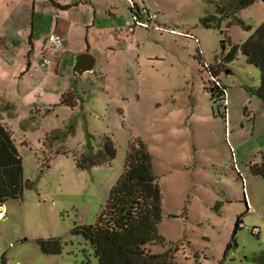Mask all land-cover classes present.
Masks as SVG:
<instances>
[{
	"label": "rangeland",
	"instance_id": "1",
	"mask_svg": "<svg viewBox=\"0 0 264 264\" xmlns=\"http://www.w3.org/2000/svg\"><path fill=\"white\" fill-rule=\"evenodd\" d=\"M239 1L133 0L156 19L128 36L129 1L76 0L98 27L87 30L89 42L100 31L110 37V50L77 83L70 55L57 60V73L54 61L42 69L31 53L25 70L24 48V57L0 56V93L12 103L5 123L32 183L4 204L0 264H97L71 231L93 224L128 145L138 142L162 196L163 242L151 253L177 249L176 264H264V105L255 95L259 73L239 49L264 23V2L237 9ZM209 17L213 28L202 24ZM233 19L246 28L228 25ZM44 23L37 16L36 31L48 29ZM72 45L87 51L84 39ZM214 81L225 102L209 91ZM69 91L74 107L60 103ZM107 138L115 157L94 165ZM38 239H60L61 253L42 254Z\"/></svg>",
	"mask_w": 264,
	"mask_h": 264
},
{
	"label": "trees",
	"instance_id": "2",
	"mask_svg": "<svg viewBox=\"0 0 264 264\" xmlns=\"http://www.w3.org/2000/svg\"><path fill=\"white\" fill-rule=\"evenodd\" d=\"M254 1L240 0L237 9H245ZM63 8L67 9L68 6ZM212 20L215 17L205 18L202 24L206 28H213L215 26L209 23ZM233 23L244 27L239 19L231 20L228 25ZM239 49L246 62L259 73L255 95L264 105V23ZM212 84L214 87L209 88L212 96L216 95L223 101L224 91L215 81ZM73 96L71 91L63 94L60 103L74 107ZM103 150L94 165L114 159L116 151L110 139L104 141ZM31 187L32 183L23 177L22 159L11 131L0 120V207L8 200L22 199L24 191ZM161 202L151 155L141 142L136 145L130 143L121 175L110 189L102 211L93 224L75 227L71 234L81 236L89 245L97 264H176L174 252L177 249L169 248L161 254H153L149 249V246L163 242L156 234L162 219ZM240 224V220H237L235 232L240 229ZM36 244L44 255H59L62 251L60 239H38Z\"/></svg>",
	"mask_w": 264,
	"mask_h": 264
},
{
	"label": "crops",
	"instance_id": "3",
	"mask_svg": "<svg viewBox=\"0 0 264 264\" xmlns=\"http://www.w3.org/2000/svg\"><path fill=\"white\" fill-rule=\"evenodd\" d=\"M5 2L0 6V56L6 57L7 53L11 51L13 56H16L24 48L25 53H27L24 58L25 70L27 71H30L32 66V60L28 56L29 53L40 56L45 47L46 38L50 33H55L64 39V48L59 53L51 55V64L54 61L56 73L59 70L60 60L57 61L59 58H65L64 61L71 58L72 71L75 56L84 53L95 56V67L97 63L96 55L104 53L105 50H110V45H104L107 39L110 40L109 34L106 35L105 31H100L98 38L91 37L92 40L89 42L87 30L92 32L98 27L95 22L90 23L86 15L82 17L83 14L76 0H5ZM65 6L69 8H67V11L62 10L65 9L63 8ZM75 11L77 12L76 15L74 14ZM37 16L47 20V23L44 24L48 25V29L36 31L35 18ZM77 34L79 36V38L77 37L78 40L76 39ZM134 34L135 32L131 36ZM81 39H84L87 51L73 50L72 43H78ZM25 53L22 52L23 57ZM19 72V76H23V71L20 70ZM79 78L72 76L71 80L77 83ZM42 91L47 93L46 89ZM11 104L5 93L1 92L0 105L4 108L0 111V120L5 126H7L5 118L8 116L5 110H7L6 107H12ZM5 210V205L0 207V219L4 218Z\"/></svg>",
	"mask_w": 264,
	"mask_h": 264
},
{
	"label": "built area",
	"instance_id": "4",
	"mask_svg": "<svg viewBox=\"0 0 264 264\" xmlns=\"http://www.w3.org/2000/svg\"><path fill=\"white\" fill-rule=\"evenodd\" d=\"M127 1L131 3L129 8L132 11H130L131 18L124 23L125 33L127 35H132L137 28H149V22L156 19V14L150 13L146 9L139 7L133 0ZM45 43L39 60V67L42 69L47 68L51 64V55L59 53L64 48V39L55 33H50ZM223 102H225V99Z\"/></svg>",
	"mask_w": 264,
	"mask_h": 264
},
{
	"label": "water",
	"instance_id": "5",
	"mask_svg": "<svg viewBox=\"0 0 264 264\" xmlns=\"http://www.w3.org/2000/svg\"><path fill=\"white\" fill-rule=\"evenodd\" d=\"M264 2V0H261ZM95 65V58L89 54H79L74 57L73 67H72V76L74 78L81 77L84 73H91ZM185 240L184 236L182 238Z\"/></svg>",
	"mask_w": 264,
	"mask_h": 264
}]
</instances>
